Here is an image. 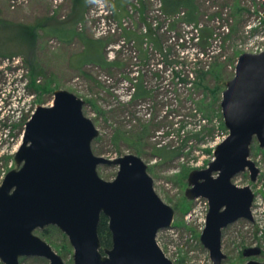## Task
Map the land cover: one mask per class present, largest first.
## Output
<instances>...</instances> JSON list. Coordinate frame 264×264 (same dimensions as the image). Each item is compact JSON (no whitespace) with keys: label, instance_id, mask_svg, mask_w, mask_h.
Instances as JSON below:
<instances>
[{"label":"rangeland","instance_id":"rangeland-1","mask_svg":"<svg viewBox=\"0 0 264 264\" xmlns=\"http://www.w3.org/2000/svg\"><path fill=\"white\" fill-rule=\"evenodd\" d=\"M165 1L0 0V186L18 168L27 118L66 89L85 100L83 111L100 131L96 155L132 153L148 164L157 193L175 209L172 225L157 234L166 255L176 264H214L201 240L209 201L186 191L190 173L207 168L229 134L221 101L240 55L264 50V0H189L174 12ZM250 158L260 168L257 180L250 170L233 180L253 189L254 219L223 228L222 264H245L250 246L262 248L253 259L264 262V147L257 138ZM118 170L98 167L106 180ZM36 233L75 264V248L58 226ZM20 264L51 263L23 256Z\"/></svg>","mask_w":264,"mask_h":264},{"label":"water","instance_id":"water-1","mask_svg":"<svg viewBox=\"0 0 264 264\" xmlns=\"http://www.w3.org/2000/svg\"><path fill=\"white\" fill-rule=\"evenodd\" d=\"M54 95L51 105H38L27 121L15 154L18 168L0 186L1 260L20 264L23 256H40L51 264H68L36 233L56 225L75 248V264H176L157 240L158 232L172 225L175 209L157 193L148 164L132 153L96 155L92 143L100 131L83 111L85 100L66 89ZM221 107L229 134L209 166L190 173L186 191L190 199L209 201L201 240L214 264L227 256L223 228L241 218L254 219L253 189L233 179L250 170L256 181L260 173L250 155L255 138L264 147V50L240 55ZM103 164L119 167L113 180L99 174ZM103 214L113 241L105 248L99 234ZM243 253L250 258L245 264H264L253 259L261 255L260 246Z\"/></svg>","mask_w":264,"mask_h":264},{"label":"trees","instance_id":"trees-1","mask_svg":"<svg viewBox=\"0 0 264 264\" xmlns=\"http://www.w3.org/2000/svg\"><path fill=\"white\" fill-rule=\"evenodd\" d=\"M189 0H186V1H178V0H173V2L170 0H167L165 1V4L168 6L171 5V8L170 10L171 11H175V10H178V5H180L181 3L183 2H187ZM194 14V11L191 12V15ZM197 24V23H196ZM199 25L197 24V27ZM30 28V27H28ZM29 31V30H28ZM30 31L33 32V29H30ZM21 32V31H20ZM34 33V32H33ZM141 89L138 88L137 90V93L136 95H140L141 94ZM135 95V96H136ZM44 234H46V229L43 231ZM99 234H100V237H101V240H102V245L105 247H111L112 246V233L109 229V221H108V217H106L104 214L102 215V219H101V222H100V226H99Z\"/></svg>","mask_w":264,"mask_h":264},{"label":"built area","instance_id":"built-area-1","mask_svg":"<svg viewBox=\"0 0 264 264\" xmlns=\"http://www.w3.org/2000/svg\"><path fill=\"white\" fill-rule=\"evenodd\" d=\"M161 6H162V4H161ZM198 28V27H197ZM30 111V108H27V112H29ZM33 112H34V110L32 111V113L30 114V116L27 118V121L31 118V115L33 114ZM19 116H21V115H19Z\"/></svg>","mask_w":264,"mask_h":264},{"label":"flooded vegetation","instance_id":"flooded-vegetation-1","mask_svg":"<svg viewBox=\"0 0 264 264\" xmlns=\"http://www.w3.org/2000/svg\"><path fill=\"white\" fill-rule=\"evenodd\" d=\"M255 202V201H254ZM106 247V246H105ZM104 246H103V248H105Z\"/></svg>","mask_w":264,"mask_h":264},{"label":"bare ground","instance_id":"bare-ground-1","mask_svg":"<svg viewBox=\"0 0 264 264\" xmlns=\"http://www.w3.org/2000/svg\"><path fill=\"white\" fill-rule=\"evenodd\" d=\"M253 217H254V215H253Z\"/></svg>","mask_w":264,"mask_h":264}]
</instances>
